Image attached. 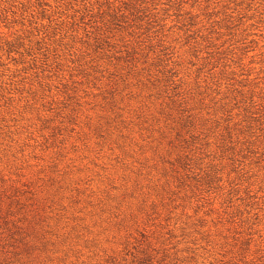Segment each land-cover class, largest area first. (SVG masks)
Instances as JSON below:
<instances>
[{"label":"rangeland","instance_id":"obj_1","mask_svg":"<svg viewBox=\"0 0 264 264\" xmlns=\"http://www.w3.org/2000/svg\"><path fill=\"white\" fill-rule=\"evenodd\" d=\"M0 264H264V0H0Z\"/></svg>","mask_w":264,"mask_h":264}]
</instances>
